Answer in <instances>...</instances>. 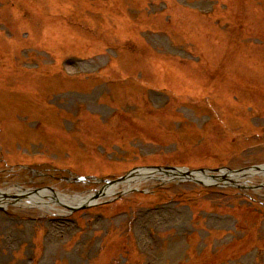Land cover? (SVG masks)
<instances>
[{
	"label": "rangeland",
	"instance_id": "374dc122",
	"mask_svg": "<svg viewBox=\"0 0 264 264\" xmlns=\"http://www.w3.org/2000/svg\"><path fill=\"white\" fill-rule=\"evenodd\" d=\"M260 165L264 0H0V264H264L261 175L17 199Z\"/></svg>",
	"mask_w": 264,
	"mask_h": 264
},
{
	"label": "water",
	"instance_id": "95a60500",
	"mask_svg": "<svg viewBox=\"0 0 264 264\" xmlns=\"http://www.w3.org/2000/svg\"><path fill=\"white\" fill-rule=\"evenodd\" d=\"M250 171H256L261 173V171H264V165H260V166H252L246 169H240V170H232L230 168H222V169H217V170H208V169H200V170H190V169H182V168H176V167H148V168H139V169H135L133 171H131L129 174H127L125 177L120 178L119 180L116 181H106V186L101 190V192L96 193L95 196H97L94 200L93 203H88V204H83L80 205L78 207H68L69 210H71V212H75L78 210H86L88 208H91L93 206L97 205V200L102 197L105 196V192L107 190H109V186L113 187L114 185H119L121 183L127 182L131 179V177L134 174H143V173H147V175H161V176H166V177H170V180H179L180 182H195L197 184L203 185V186H214V185H218L216 183V180H220V179H228L231 182L236 181L235 180V175H247ZM257 173L256 175H261ZM207 178H210L211 181L210 183L206 182L205 180ZM84 180V178H80L79 181ZM49 190L53 191L54 190L52 188H49ZM138 189H133L130 191H124L119 193V195H126L129 192H133V191H137ZM36 193V194H40L39 190H33V191H26L25 193H23L22 195H18L17 199H21L22 197H28L30 198V195ZM55 193V192H54ZM41 195V194H40ZM111 202V201H109ZM106 202V203H109Z\"/></svg>",
	"mask_w": 264,
	"mask_h": 264
},
{
	"label": "bare ground",
	"instance_id": "6f19581e",
	"mask_svg": "<svg viewBox=\"0 0 264 264\" xmlns=\"http://www.w3.org/2000/svg\"><path fill=\"white\" fill-rule=\"evenodd\" d=\"M257 173H259V172L250 171L246 176L243 174V175H235L234 177H235V180H240L241 178H248V177L256 176ZM259 174H261V176H264V171H261V173H259ZM136 176H137L136 178H133L130 181H127V182L122 183L120 185L113 186L112 188H110L109 190H107L105 192L104 197H113V196L121 193L120 189H122L123 192L124 191L128 192L130 190H133L135 187H138L144 180H148L149 178L157 179V180H163V179L171 177V176L166 177V176H161V175H156V176L147 175V173H143V174L139 173V174H136ZM205 181L210 183L211 179L207 178ZM17 192L20 195L25 193V191L22 189H17ZM11 193H12L11 190H9L7 192L0 191V199L4 198V197L5 198L12 197L14 194L12 195ZM18 194H15V195H18ZM44 195L51 196V193L50 192H43V193H41L40 196L30 197L31 204L37 205L43 210H48V211L56 210L55 206H51V204H49L48 202H46L45 200L42 199V197ZM52 197L54 199H56L57 202H59L61 205L66 206L68 208V207H78V206L83 205V204L93 203V200L97 196H95L94 193L90 194V195H73V196L60 194V193H52ZM52 197H50V198L52 199Z\"/></svg>",
	"mask_w": 264,
	"mask_h": 264
}]
</instances>
